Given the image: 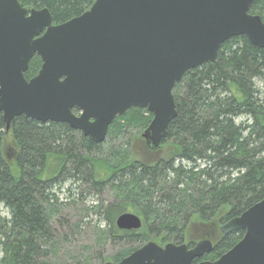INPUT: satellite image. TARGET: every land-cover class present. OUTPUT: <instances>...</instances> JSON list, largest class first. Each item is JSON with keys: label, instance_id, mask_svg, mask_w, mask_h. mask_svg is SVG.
<instances>
[{"label": "trees", "instance_id": "obj_1", "mask_svg": "<svg viewBox=\"0 0 264 264\" xmlns=\"http://www.w3.org/2000/svg\"><path fill=\"white\" fill-rule=\"evenodd\" d=\"M19 2L29 11L48 9L60 25L83 15L95 0ZM250 13L264 22V0L255 1ZM41 67L34 58L27 80ZM257 83L264 84V49L243 36L230 39L213 63L188 71L175 85L178 115L158 150L141 136L153 119L147 110L118 116L102 144L67 124L24 116L7 131L0 112V205L9 214L0 216V264H55L51 225L62 206L59 190L68 182L94 196L109 189L115 195L114 202L92 208L105 225L96 228L97 242L124 245L112 257L115 263L149 242L183 245L196 225L240 217L264 200V90ZM131 130L139 131L137 140L128 137ZM6 148L13 149L12 161ZM81 195L72 197L80 201ZM124 213L138 215L142 228L119 230L116 221ZM244 235H222L193 264L218 260ZM77 264H92L91 258Z\"/></svg>", "mask_w": 264, "mask_h": 264}, {"label": "water", "instance_id": "obj_2", "mask_svg": "<svg viewBox=\"0 0 264 264\" xmlns=\"http://www.w3.org/2000/svg\"><path fill=\"white\" fill-rule=\"evenodd\" d=\"M255 1L95 0L83 15L54 25L48 9L0 0V112L7 130L24 116L67 124L102 144L118 116L141 109L153 115L145 142L158 150L178 115L173 90L188 71L213 63L234 37L264 49V22L250 14ZM35 57L42 67L27 80ZM116 226L138 231L143 221L124 213ZM220 230L245 235L218 260L198 264H264V200ZM213 248L209 240L193 248L149 242L106 264H193Z\"/></svg>", "mask_w": 264, "mask_h": 264}, {"label": "rangeland", "instance_id": "obj_3", "mask_svg": "<svg viewBox=\"0 0 264 264\" xmlns=\"http://www.w3.org/2000/svg\"><path fill=\"white\" fill-rule=\"evenodd\" d=\"M257 85L259 89L264 90V84L257 83ZM145 131L141 135L144 141ZM138 133L139 131L137 130H131L129 131L128 137H133L134 140H137L136 135ZM123 139L115 144L122 145ZM142 145V142H138L136 146L143 148ZM9 149L6 148L5 152L9 160L12 161L14 152L13 149ZM59 191L62 206L59 215L52 221L51 225L55 240V246L52 248L53 251L50 250L54 254V256H51L52 262L55 264H77L84 262L88 258H91L92 264L113 262L111 261L112 257L124 245L121 246L111 241L103 242L102 244L97 242L95 235L96 228L99 225L105 228V225L103 222L101 224L99 223V217L92 211V208L98 205V203L108 204L114 202L115 195L113 192L109 189L101 196H94L93 194H89L85 187H82L80 184L73 185L71 182H68ZM77 194H82L81 196H83L80 201H74L72 197ZM0 216L9 217L8 211L3 205H0ZM224 224H219L215 221L207 225H196L192 227L185 244L188 245L187 243L192 240L196 241V243L204 240L217 243L222 236L220 229Z\"/></svg>", "mask_w": 264, "mask_h": 264}]
</instances>
